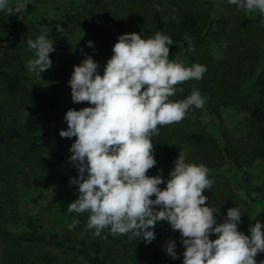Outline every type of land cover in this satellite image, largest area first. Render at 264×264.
I'll return each instance as SVG.
<instances>
[{
    "label": "rangeland",
    "instance_id": "1",
    "mask_svg": "<svg viewBox=\"0 0 264 264\" xmlns=\"http://www.w3.org/2000/svg\"><path fill=\"white\" fill-rule=\"evenodd\" d=\"M187 15L201 20L197 34H210L200 63L207 71L203 79L177 85L183 91H177L170 99L181 101L199 90L206 102L203 108L193 106L182 121L166 125V139L160 146L153 138L157 164L162 167L167 181L174 161L184 150L188 162L202 163L210 170L209 178L215 183L212 190L206 189L203 194L208 197L207 203L220 211L218 223H222L228 209L236 205L245 213L240 231L248 235L250 222H264V160L254 156L259 143L249 132L255 120L249 111H241L249 101L245 93L264 63V51L260 48L264 33L254 27L244 31L240 25L247 16L257 20L259 12L246 14L225 0H102L98 6L90 4V0H31L27 10L20 14L9 16L0 12V71L15 69L20 62L26 66V62L34 58L27 40L41 34L38 24L45 20L65 25L59 36L49 32L53 28L46 33L55 42L54 47L57 43L63 47L65 57L61 61L54 52L50 53L52 67L41 75L27 71V82L16 95L8 94L0 85V139H4L0 145V223L8 232L56 234L67 245L89 244L91 240L92 230L86 228L90 214L67 212L68 205L78 199L77 186L69 184L71 177L62 167L43 168L49 151L31 152L33 138L26 136L24 129L29 101L40 92H46L60 104L58 110L48 108L40 121L42 129H51L56 140L62 138L60 131L67 129L64 116L69 109L91 106L88 102L77 104L71 99L68 82L73 66L86 59L85 54L91 55L101 65L102 75L109 58L103 56L101 47L91 39L84 24L101 25L115 44L125 33H139L147 39L153 36L148 35L146 29L178 32L181 18ZM215 16L224 20L222 29L217 23H211ZM14 23L28 25L29 33L17 34ZM186 34L194 36L187 32L184 36ZM88 41H93L94 46L88 47ZM227 45L230 46L228 51ZM169 47L170 52L175 50ZM250 77L252 81H248ZM241 83L245 84L243 89ZM223 102H229V106ZM255 125L256 132L262 133L264 123L257 121ZM193 133L200 134L202 141L196 142ZM75 139L73 137L65 149L68 160ZM238 158L236 172L234 161ZM160 187H166V183ZM74 224L75 227H71ZM109 232L105 229V235ZM160 232L162 236L157 233L150 244L131 234L130 237L114 236L113 241H116L105 247L106 254L110 259L115 257L116 264H161L165 259L183 264L182 253H178L179 259L166 253L162 244L165 232ZM25 254L27 264H49L45 262L47 258L54 259L50 264H82L63 258L60 250L53 246L0 239V264H22Z\"/></svg>",
    "mask_w": 264,
    "mask_h": 264
},
{
    "label": "clouds",
    "instance_id": "2",
    "mask_svg": "<svg viewBox=\"0 0 264 264\" xmlns=\"http://www.w3.org/2000/svg\"><path fill=\"white\" fill-rule=\"evenodd\" d=\"M30 2L0 0V12L17 15ZM227 2L246 14L264 16V0ZM40 31L27 40L34 58L26 68L36 75L52 67L50 53L55 51L48 29ZM57 31L63 28L59 25ZM184 39L193 51L192 39L187 34ZM172 44V38L162 32L147 39L125 33L114 44L102 75L101 65L91 55L85 54L87 58L73 66L68 82L71 99L91 106L69 109L64 116L67 129L59 133L62 138H76L68 162L78 172L69 179L70 185L77 186L78 199L67 212L89 213L86 228L94 229L98 237L108 229L114 236L131 234L149 244L156 239L157 224L166 221L181 234L183 264H257V255L264 253V222L251 225L250 235L240 231L245 213L236 205L218 223L220 211L203 194L215 183L207 166L188 162L182 150L167 181L163 170L148 174L157 165L153 138L159 137V127L182 121L193 106L203 108L206 102L199 90L181 101L170 99L183 91L177 85L203 79L207 71L198 63L186 66L170 59ZM87 46L93 47L94 42L88 41ZM164 250L173 259L180 258L175 240H167Z\"/></svg>",
    "mask_w": 264,
    "mask_h": 264
},
{
    "label": "trees",
    "instance_id": "3",
    "mask_svg": "<svg viewBox=\"0 0 264 264\" xmlns=\"http://www.w3.org/2000/svg\"><path fill=\"white\" fill-rule=\"evenodd\" d=\"M102 0H90V4L94 6H98L101 3ZM226 3L227 0H225ZM34 10L32 7H30V13H33ZM212 24L217 23V26L219 29H222L225 26L224 20L222 18L212 17ZM40 29L41 27H46L49 31V29H52L53 31H49L53 34H57L59 36V31H57V26H61L62 28L65 27L62 23H50L47 20L41 22L38 24ZM30 26V25H29ZM180 31L178 32H168L164 30H148L146 29L145 32L148 35L154 36L157 32H162L165 35H168L172 38L173 44L170 45L175 48V50L170 52V59L176 60V61H182L186 66H191L192 64L198 63L200 64L202 62V54L204 49L207 47V45L210 42V34L206 32L204 35L197 34V32L201 29V20L198 19L195 16L187 15L183 16L180 20ZM264 16L261 14L259 15L258 19L255 20L251 18L250 16L244 17L240 28L244 31L249 30L251 28H257L260 32L264 33ZM14 28H16L17 34L20 32V34H28V25H25L23 23H14ZM84 27H86L90 33L91 39L95 41L100 47H101V53L104 57L111 58L113 55V47L114 43L112 40L109 39V37L104 33L103 28L101 25L97 24H84ZM11 32V30H9ZM194 34V36L190 37L192 39V43L194 45V50L190 51L187 41L184 39L185 33ZM1 33V31H0ZM221 42V40H218ZM225 42V41H222ZM226 43V42H225ZM229 45H227L226 50H229ZM260 48L264 51V43L261 44ZM63 47L57 43L55 45V51L54 56L57 57L58 60H63L65 57ZM18 62V61H16ZM27 69L24 64V62L18 63L15 69L7 68L2 69L0 71V85L3 88L5 92H7L10 95H16L20 89L26 84L27 82ZM252 77L248 79V81L251 80ZM252 85L247 90L245 95L249 98V101L247 104H244L245 106L241 111H249L252 115V119L255 120L251 124L250 128V135L254 136V138L257 139L259 143V147L254 149V156L258 158V160H264V130L263 132H256L257 127L256 123L257 121H262L264 123V63L261 66V68L258 70V73L256 77H254V81H252ZM248 82H245V84ZM243 83H241L240 88L242 86V89L244 87ZM225 106H229V102H223ZM59 102L55 99L49 96L46 92H40L37 95H34L28 105L29 112L26 116L25 122H24V129L26 136L32 137L33 142L30 146L31 152H36L41 149H46L49 151V157L45 159L42 166L45 169H50L54 166H60L65 171L66 174H68L70 177H76L78 176V172L73 168V166L68 162V159L65 155V149L72 140V138H61L60 140H56L54 133L51 129H42L40 126V121L46 112L48 108H52L54 110L59 109ZM257 120V121H256ZM166 129L165 126H160L159 128V137H154V142L157 143L158 146H160L161 143H163L166 139L164 135V130ZM259 135V136H258ZM192 138L196 142H201L203 137L198 133H193ZM4 143V139H0V145ZM239 160L238 158L236 161H234V169L236 172L238 171L237 168H239ZM252 158H250V161ZM160 170H162V167L158 164L154 166L152 169L149 170V173H151L153 176L160 174ZM153 199L155 197L153 196ZM256 222H250L248 224L249 228L251 225H254ZM165 232V236H163V246L165 245V242L169 239H173L177 242V252L182 253L185 251L184 246L181 243V234L178 231H173L170 224L166 221L159 222L155 228L156 235L157 233H161L160 231ZM94 229L92 230L91 234V240L89 244L86 243H80L79 245H67L64 243V241H61L59 237L54 234L51 236H48L47 234L36 231L35 234H26L22 232H14L10 233L7 231L6 226H4L2 223H0V239L5 238L12 240L13 242H22V243H29L33 245L38 246H53L54 248L60 250L61 256L63 258H68L71 260L80 261L82 264H116L117 260L115 257H111V259L106 254V246H110L113 244V242L116 241V239L113 241L114 235H112L110 232L105 235V230L101 233V236H96L94 234ZM109 231V230H108ZM130 235V234H129ZM129 235H125L126 237ZM250 235V231L249 234ZM120 236V235H118ZM131 236V235H130ZM129 236V237H130ZM162 236V233H161ZM169 236V237H167ZM171 237V238H170ZM212 239H215L216 236H212ZM133 246H135V243H131ZM108 246V247H109ZM107 256V257H106ZM137 258H139V255L137 254ZM257 264H260L261 261H264V253H260L256 257ZM54 259L47 258L45 259V262L52 263ZM28 258L27 254L24 255L22 264H27ZM161 264H174L170 261H167L165 259Z\"/></svg>",
    "mask_w": 264,
    "mask_h": 264
}]
</instances>
